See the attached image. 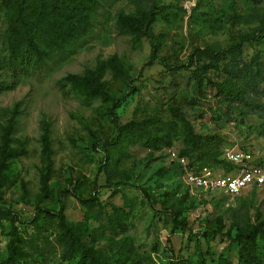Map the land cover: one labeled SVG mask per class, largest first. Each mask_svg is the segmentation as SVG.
Wrapping results in <instances>:
<instances>
[{
	"label": "rangeland",
	"instance_id": "1",
	"mask_svg": "<svg viewBox=\"0 0 264 264\" xmlns=\"http://www.w3.org/2000/svg\"><path fill=\"white\" fill-rule=\"evenodd\" d=\"M19 5L40 64L10 58ZM262 28L264 0H0V264L13 239L16 264H264V235L230 241L264 223V194L187 209L178 166L224 171L232 146L264 164Z\"/></svg>",
	"mask_w": 264,
	"mask_h": 264
},
{
	"label": "trees",
	"instance_id": "2",
	"mask_svg": "<svg viewBox=\"0 0 264 264\" xmlns=\"http://www.w3.org/2000/svg\"><path fill=\"white\" fill-rule=\"evenodd\" d=\"M89 1L92 2L93 5H96V0H89ZM52 5H54V9L55 10H59L60 11L61 8L58 5H56L54 2L52 3ZM35 10H36V7H34V6L25 8L24 6L19 5L16 8L15 13H16V17H17V19H16L17 20V24L20 27L21 31L23 32L22 34H23V38H24V43L19 42V43L16 44V41H14V38H13L14 36L13 35L9 36L10 43H11L10 45L12 46V48L10 50V58H11L12 61H15L16 63L19 62L18 61L19 59L24 60V59H26L25 57H28V58L32 57L30 59L33 60V63L40 64L48 56L47 51L41 49L38 43H35V42H33L31 40L32 36L30 34V27L28 25V15H29V13H33ZM128 27L133 32H142L143 21L132 22V23H130L128 25ZM14 28H17V26H14ZM260 32H262V36L264 38V28H262ZM251 38H255V37L253 36ZM242 39L243 40H249L250 38H248L246 36H243ZM28 52H29L30 55L24 56V55L28 54ZM151 59H152V57L147 59V61L143 64V66L150 64L151 63ZM67 80H71L73 82H76L78 80L88 82L86 77H80V76H77V75H69V76H67ZM116 107H117V105H113L112 107H110V110H109V114L111 116V120H112V122L114 124L113 135H112V137L109 140H104L102 146H105L107 144L115 143L119 139L120 133L123 130V127L120 126L117 123L116 118H115L114 109ZM10 124H11V121H9V127H10ZM8 132H9V129L7 128L6 134H8ZM44 144H45V146L47 145L46 137H44ZM5 150H6V143H4L2 145L1 151H0V156H1L0 169L3 167V160L6 157ZM8 154H11V153H8ZM180 156L184 157L188 161V164L190 166L194 167V168H202V167H205V166H207V167L219 166L220 163H221L220 161H216L215 164L212 165V164L205 163V162L198 161V160L197 161L196 160L195 161L191 160L188 157L183 156V155H180ZM225 162L226 163H224V167H225L224 172L232 171L234 169V165L229 163V162H227L226 160H225ZM256 163L258 165H261V166L263 165L264 166V164L262 162H260V161H258ZM178 166L180 168V176H181V172H182L181 171V165L178 163ZM180 180H181V178H180ZM183 187H184V191L188 195L187 188L184 185H183ZM196 204L197 205H201L202 201H200L197 198L193 197L192 201H190L189 204H187V209L195 208ZM58 215H59V217L62 216L60 210L58 211ZM179 216H180V211H177V212L174 213L173 218H172L171 228H170V231H169L170 234H172V232L176 228H179V227L183 228V229L186 228V222L184 221V219H180ZM260 224L264 225V223H259L255 227H253L251 230L244 231V232L242 230L236 231V233L233 235V238L230 241L237 242L240 245V247H244V246L246 247L247 244H249L250 242L253 241L254 236L256 234L264 235V231H263L264 227L260 228ZM202 235H203V237H206L207 233H202ZM226 236L229 237L230 236L229 233H227ZM19 240L20 239H15V240L13 239V240H11L9 242V247H10L9 257H10L11 264H16L15 263V255H16L17 250H18V247H17L18 244L16 243V241H19ZM166 240L168 241V238ZM246 259L247 260L248 259L252 260V257L250 258L249 256H247Z\"/></svg>",
	"mask_w": 264,
	"mask_h": 264
},
{
	"label": "built area",
	"instance_id": "3",
	"mask_svg": "<svg viewBox=\"0 0 264 264\" xmlns=\"http://www.w3.org/2000/svg\"><path fill=\"white\" fill-rule=\"evenodd\" d=\"M224 158L234 165L232 171H216L207 166L194 168L184 157L178 158L182 171L181 182L190 195L203 204L209 203L210 198L219 194L234 197L250 190L264 194V166L258 165L250 153L235 146L226 147Z\"/></svg>",
	"mask_w": 264,
	"mask_h": 264
}]
</instances>
